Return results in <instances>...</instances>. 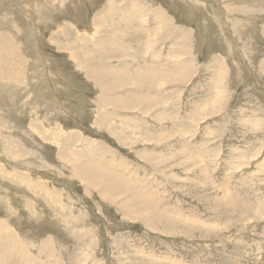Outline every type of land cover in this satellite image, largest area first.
Wrapping results in <instances>:
<instances>
[{"label": "rangeland", "instance_id": "1", "mask_svg": "<svg viewBox=\"0 0 264 264\" xmlns=\"http://www.w3.org/2000/svg\"><path fill=\"white\" fill-rule=\"evenodd\" d=\"M0 18V264H264V0Z\"/></svg>", "mask_w": 264, "mask_h": 264}, {"label": "bare ground", "instance_id": "2", "mask_svg": "<svg viewBox=\"0 0 264 264\" xmlns=\"http://www.w3.org/2000/svg\"><path fill=\"white\" fill-rule=\"evenodd\" d=\"M129 2V1H128ZM130 4V3H129ZM130 6H131V4H130ZM129 6V10L132 12L133 11V9H134V6L132 5L131 7ZM132 8V9H131ZM127 11V10H126ZM135 13V12H134ZM133 13V14H134ZM129 14V13H128ZM109 15V14H108ZM107 15V16H108ZM113 15V14H112ZM106 16V17H107ZM111 19L113 18V17H110ZM153 18H156V16L154 15L153 16ZM1 19V18H0ZM4 20V19H3ZM5 20H6V18H5ZM131 21V20H130ZM9 24V23H8ZM120 35V34H119ZM112 39V38H111ZM113 40H114V38H113ZM6 67V66H5ZM146 100H147V98H146ZM94 152H96V151H94ZM91 154V153H90ZM82 159V158H81ZM80 160V159H79ZM98 162H99V160H98ZM87 166V162H84V164H76V169H84L83 170V172H82V174L84 173V175H86V174H91V173H95L94 175H95V179L97 180V181H100L101 179H106L107 180V182H105V183H103V184H101V188H102V190L104 191V193H108L109 194V191H110V185L109 184H111V185H117V186H115V190L116 191H119V190H121V191H124V193H126V196H127V198H129V201H128V205H126V208L128 209V211H130L131 209H130V207L132 206V204H130V201L131 202H134L135 200H137V201H135V202H141V201H143V199L141 198V196H142V194L138 191V188H136L137 187V184H136V182H134L133 181V183L131 182V180H132V178L131 179H129L128 177H123V176H121V175H118V174H115L114 175V173H112L111 171L110 172H102V171H104V170H101V169H97L98 170V172H94L93 170H91V169H86V167L85 166ZM88 166H90V167H92V168H99L98 166H95V165H93V163L91 164L90 162L88 163ZM74 167V168H75ZM134 180H135V178H134ZM111 181H113L114 183H111ZM115 182H117L118 184H115ZM136 184V185H135ZM11 191V190H10ZM103 191L101 192L102 193V196H104V193H103ZM135 193H138V196H136L135 195ZM141 194V195H140ZM144 202V201H143ZM128 206V207H127ZM24 211V210H23ZM138 211V210H137ZM31 212V211H30ZM29 214V213H28Z\"/></svg>", "mask_w": 264, "mask_h": 264}]
</instances>
